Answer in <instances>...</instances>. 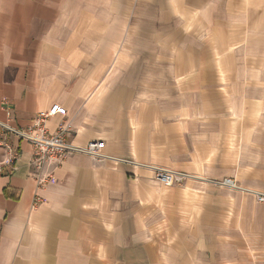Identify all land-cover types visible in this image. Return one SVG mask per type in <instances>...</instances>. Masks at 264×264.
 Instances as JSON below:
<instances>
[{
	"label": "crops",
	"instance_id": "crops-1",
	"mask_svg": "<svg viewBox=\"0 0 264 264\" xmlns=\"http://www.w3.org/2000/svg\"><path fill=\"white\" fill-rule=\"evenodd\" d=\"M248 57L264 58V0H0V121L28 129L60 103L47 128L114 157L71 153L41 189L8 135L0 264H264V65Z\"/></svg>",
	"mask_w": 264,
	"mask_h": 264
},
{
	"label": "built area",
	"instance_id": "built-area-1",
	"mask_svg": "<svg viewBox=\"0 0 264 264\" xmlns=\"http://www.w3.org/2000/svg\"><path fill=\"white\" fill-rule=\"evenodd\" d=\"M67 109L60 103H54L48 110L40 111L33 125L28 129H18L7 122L0 121V147L5 150L4 157L0 159V175L13 174L17 169V161L20 158V150L9 141L8 135L13 134L28 141L33 148L29 166L32 176L35 178L38 188H44L54 179V168L71 153L82 152L96 159H111L112 155L106 153V143L103 139H94L84 146H78L66 139L70 125H60L51 132L46 125L48 119L53 116H65ZM154 178L166 185H181L191 177L184 171H177L161 167H155ZM214 184L222 187L240 189L238 181L233 177L213 180ZM257 200L264 202V193H257ZM43 197L37 194L32 207L40 205Z\"/></svg>",
	"mask_w": 264,
	"mask_h": 264
},
{
	"label": "rangeland",
	"instance_id": "rangeland-1",
	"mask_svg": "<svg viewBox=\"0 0 264 264\" xmlns=\"http://www.w3.org/2000/svg\"><path fill=\"white\" fill-rule=\"evenodd\" d=\"M245 64L254 66L256 64L264 65V58L248 57L245 58Z\"/></svg>",
	"mask_w": 264,
	"mask_h": 264
}]
</instances>
